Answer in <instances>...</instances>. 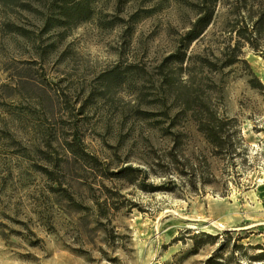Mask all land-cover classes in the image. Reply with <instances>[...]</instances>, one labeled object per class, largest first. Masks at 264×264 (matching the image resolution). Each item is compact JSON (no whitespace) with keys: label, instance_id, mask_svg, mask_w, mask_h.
Wrapping results in <instances>:
<instances>
[{"label":"rangeland","instance_id":"obj_1","mask_svg":"<svg viewBox=\"0 0 264 264\" xmlns=\"http://www.w3.org/2000/svg\"><path fill=\"white\" fill-rule=\"evenodd\" d=\"M93 9L91 20L60 40L59 30L41 35L35 15L0 7V264H204L225 243L224 259L242 247L227 264L257 263L240 254L250 259L264 253V60L246 51L263 89H253L239 67L222 77L194 69L209 107L234 120L227 126L229 151L215 155L188 118L171 127L179 109L165 101L157 70L193 12L180 0H96ZM8 22L26 35L4 32ZM218 37L211 27L189 53H217ZM130 65L136 74L103 89V74ZM26 72L54 100L52 114L18 90L5 96L1 87H13L17 73ZM176 79L181 86L189 81L185 71ZM74 125L103 168L142 170L140 181L159 191L73 164L55 139H62V127L69 133ZM36 148L60 167L52 169ZM42 167L56 171L60 184L48 181ZM95 202L106 217L99 218Z\"/></svg>","mask_w":264,"mask_h":264},{"label":"trees","instance_id":"obj_2","mask_svg":"<svg viewBox=\"0 0 264 264\" xmlns=\"http://www.w3.org/2000/svg\"><path fill=\"white\" fill-rule=\"evenodd\" d=\"M95 1L0 0V7L5 13L27 12L35 15L41 21V35L48 34L52 30H59L57 32L58 38L62 40L67 35L68 30L94 17L93 3ZM180 1L193 12L194 19L189 23L188 29L178 38L174 51L165 57L157 68L158 76L161 77V82L165 86V101L171 100L176 104L175 107L179 109L172 117L173 126L171 127H174V123H177L180 118H188L194 124L197 132L211 146L215 155L223 154L229 151L230 146L229 139H231V136L227 134V126L234 123V120H227L218 116L209 107L205 101L201 84H196L194 81L193 72L195 71L194 69H197L199 74L205 73L222 77L224 71L228 70L230 72L239 67L248 75V84L253 89H263L262 84L256 78L246 61L245 54L248 51L264 60V0ZM136 17L137 15H133L130 17V20L134 21ZM211 27H214L219 32L216 42L217 53L210 52L207 56L191 55V52L189 53L191 46L199 43ZM3 31L22 37L27 33L26 30L13 22L6 23ZM44 56L45 51L39 55L40 58ZM184 65H186L185 70L183 68ZM136 68L132 65L126 66L121 70L114 68L103 74L99 82L103 86V89L109 92L112 88L123 84V79L127 75L136 74V71H138ZM177 71L180 73L182 71L187 72L189 81L186 86H181L177 83ZM28 73L26 72L25 75L17 73V80H15L13 87L2 86L1 89H3L5 96L9 98L18 90L20 94L39 99L41 107L48 114H52L55 110L54 100L48 96L42 82H40V85H37L35 82L27 80L30 77ZM102 95L104 93L100 92L98 97L100 98ZM63 103L64 105H68L66 100H63ZM83 108L80 111H83ZM65 109L69 110L68 115L73 114L66 106ZM165 115L167 116L168 112ZM60 121L63 127L68 125L63 120ZM63 127L61 131L62 139L56 138L55 141L58 147L70 155L73 164L89 168L91 171L99 173L105 179L124 180L129 185H135L139 181L137 183L139 187L149 193L159 191V188L146 185L143 180L140 181L141 175L145 174L142 170L126 166L115 172H110L108 167L103 168L97 157L86 152L79 126L74 125L69 130V133L64 132ZM45 145L47 148L51 147L50 142H46ZM35 154L39 155L52 169L60 167L47 152L36 148ZM40 169L48 181L60 184L56 171L49 170L46 167ZM68 169L72 171L70 165ZM104 190L110 195H115V192L107 188H104ZM52 192H62L64 193V197L72 201V197L67 195L65 190L54 189ZM95 205L99 218L106 217V210L98 202H95ZM225 235H229V232H226ZM226 245L227 243L222 246L221 252L226 249ZM239 250H242V247H235L234 251L225 259L222 258L221 252L216 253L208 258L204 264H227L234 258V253ZM256 250L260 249L256 248ZM196 251V249L193 250L192 254H195ZM240 258L252 262H261L264 261V253L262 252L250 259L246 258V254H240Z\"/></svg>","mask_w":264,"mask_h":264},{"label":"bare ground","instance_id":"obj_3","mask_svg":"<svg viewBox=\"0 0 264 264\" xmlns=\"http://www.w3.org/2000/svg\"><path fill=\"white\" fill-rule=\"evenodd\" d=\"M259 184L261 185L260 186V190H259V193L264 197V185H263V181L260 180ZM255 264H262V262H257Z\"/></svg>","mask_w":264,"mask_h":264}]
</instances>
